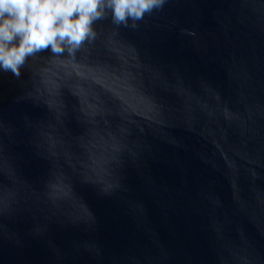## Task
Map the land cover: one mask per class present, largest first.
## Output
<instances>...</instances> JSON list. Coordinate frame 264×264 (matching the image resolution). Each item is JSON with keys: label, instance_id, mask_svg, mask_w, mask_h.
I'll use <instances>...</instances> for the list:
<instances>
[{"label": "water", "instance_id": "water-1", "mask_svg": "<svg viewBox=\"0 0 264 264\" xmlns=\"http://www.w3.org/2000/svg\"><path fill=\"white\" fill-rule=\"evenodd\" d=\"M136 23L0 71V264H264V0Z\"/></svg>", "mask_w": 264, "mask_h": 264}, {"label": "clouds", "instance_id": "clouds-1", "mask_svg": "<svg viewBox=\"0 0 264 264\" xmlns=\"http://www.w3.org/2000/svg\"><path fill=\"white\" fill-rule=\"evenodd\" d=\"M167 0H0V71L17 78L27 59L44 50L72 54L95 39V24L111 14L135 28ZM131 21V24L129 22Z\"/></svg>", "mask_w": 264, "mask_h": 264}]
</instances>
